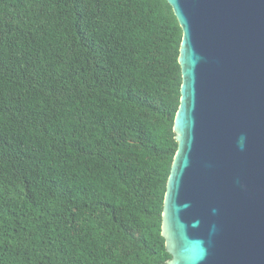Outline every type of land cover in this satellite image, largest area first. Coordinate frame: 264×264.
<instances>
[{
    "label": "trees",
    "instance_id": "16d2710c",
    "mask_svg": "<svg viewBox=\"0 0 264 264\" xmlns=\"http://www.w3.org/2000/svg\"><path fill=\"white\" fill-rule=\"evenodd\" d=\"M182 29L166 0H0V264H167Z\"/></svg>",
    "mask_w": 264,
    "mask_h": 264
},
{
    "label": "water",
    "instance_id": "95a60500",
    "mask_svg": "<svg viewBox=\"0 0 264 264\" xmlns=\"http://www.w3.org/2000/svg\"><path fill=\"white\" fill-rule=\"evenodd\" d=\"M182 29L167 264H264V0H166Z\"/></svg>",
    "mask_w": 264,
    "mask_h": 264
}]
</instances>
